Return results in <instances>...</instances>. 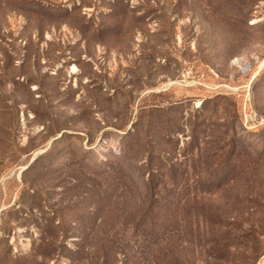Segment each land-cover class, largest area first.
I'll list each match as a JSON object with an SVG mask.
<instances>
[{"label": "rangeland", "instance_id": "obj_1", "mask_svg": "<svg viewBox=\"0 0 264 264\" xmlns=\"http://www.w3.org/2000/svg\"><path fill=\"white\" fill-rule=\"evenodd\" d=\"M224 230L264 264V0H0V264H205Z\"/></svg>", "mask_w": 264, "mask_h": 264}, {"label": "trees", "instance_id": "obj_2", "mask_svg": "<svg viewBox=\"0 0 264 264\" xmlns=\"http://www.w3.org/2000/svg\"><path fill=\"white\" fill-rule=\"evenodd\" d=\"M176 200L177 203H180V197L176 194L172 196V201ZM180 206V205H179ZM179 206L176 210L179 209ZM215 219H218L220 227H226V222L224 218H219L214 216ZM230 235L226 230L219 231L217 234H211V238L206 241L207 258L205 264H233L234 257L231 251L232 241L230 240ZM250 259V258H249Z\"/></svg>", "mask_w": 264, "mask_h": 264}]
</instances>
